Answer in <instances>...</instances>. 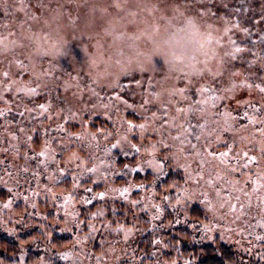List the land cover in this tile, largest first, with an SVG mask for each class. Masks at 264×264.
<instances>
[{
  "label": "clouds",
  "instance_id": "obj_1",
  "mask_svg": "<svg viewBox=\"0 0 264 264\" xmlns=\"http://www.w3.org/2000/svg\"><path fill=\"white\" fill-rule=\"evenodd\" d=\"M0 264H264V0H0Z\"/></svg>",
  "mask_w": 264,
  "mask_h": 264
},
{
  "label": "trees",
  "instance_id": "obj_2",
  "mask_svg": "<svg viewBox=\"0 0 264 264\" xmlns=\"http://www.w3.org/2000/svg\"><path fill=\"white\" fill-rule=\"evenodd\" d=\"M196 251H199L202 255L204 256H212V255H217L218 253H216L215 251L213 250H196ZM195 254V253H194Z\"/></svg>",
  "mask_w": 264,
  "mask_h": 264
},
{
  "label": "rangeland",
  "instance_id": "obj_3",
  "mask_svg": "<svg viewBox=\"0 0 264 264\" xmlns=\"http://www.w3.org/2000/svg\"><path fill=\"white\" fill-rule=\"evenodd\" d=\"M75 51H76L77 55H79V49H78V48H76V49H75ZM130 87L134 88V87H135V85H134V84H132V85H130Z\"/></svg>",
  "mask_w": 264,
  "mask_h": 264
}]
</instances>
